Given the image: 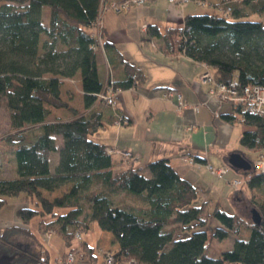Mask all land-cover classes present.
<instances>
[{"label": "trees", "instance_id": "16d2710c", "mask_svg": "<svg viewBox=\"0 0 264 264\" xmlns=\"http://www.w3.org/2000/svg\"><path fill=\"white\" fill-rule=\"evenodd\" d=\"M108 1L112 0H0V110L7 113L9 126L0 144V207L5 197L21 192L33 202L15 210L22 225L10 223L0 229V255H10V264H49L48 249L41 242L37 251L9 239L14 232L32 235L28 224L37 217L38 230L53 231L63 241L64 259L59 264L95 261L94 246L82 236L93 222L118 245L107 251L113 264L130 258L137 264H264V189L237 198L242 210L258 211V223L219 205L208 211L207 200H199V188L168 158L142 166L126 163L132 155L110 153L106 144L93 139L103 124L100 108L91 106L111 107L97 100L104 82L93 32L99 10ZM256 1L218 0L209 5L210 11L187 13L181 25L167 27L162 34L156 25L147 24L146 34L160 36L165 51L206 64L217 82H234L239 92L246 85L264 88V22L248 18L259 12L253 7ZM122 63L128 75L108 82L113 88H128L143 78L133 64ZM78 72L82 111L60 97L62 79ZM233 105L231 114L223 117L230 122L242 118L240 144L263 147L264 115ZM51 108L67 109L72 117L48 120ZM56 150L58 159L51 169L50 154ZM3 155L13 157L12 176L2 175ZM244 172L249 174V188L264 185V172ZM66 184L50 199L43 195ZM210 217L221 225L208 232ZM230 234L234 239L229 249L214 256L205 253L210 236L222 240ZM68 253H74L70 263Z\"/></svg>", "mask_w": 264, "mask_h": 264}, {"label": "crops", "instance_id": "0c3cea01", "mask_svg": "<svg viewBox=\"0 0 264 264\" xmlns=\"http://www.w3.org/2000/svg\"><path fill=\"white\" fill-rule=\"evenodd\" d=\"M216 1L218 0H206L207 5ZM124 11L123 23H120V14L116 12L106 10L102 14L100 22L102 41L96 50V61L99 74L104 82L103 90L107 88L108 82L126 78L128 74L123 61L137 67L143 78L128 88L120 89V93L116 97L117 104L113 106V109L97 103L91 106L92 109L99 107L101 110L103 125L98 130L103 128V132L106 130L104 122L108 121L114 125L116 115L121 112L129 119L128 123L112 126L113 130L109 131L110 136H106V141H97L106 144L108 149L130 151L132 160L128 159L126 163L131 161L138 166L153 159L166 157L175 170L198 187L200 192L201 185L199 184L207 180L205 169L208 165L215 166V168H227L226 173L219 177L216 188L220 186L221 192L226 190L229 199L236 191H239L237 198L242 195L250 196L252 192H263L264 185L253 189L248 187L249 174L244 172L247 169L232 166L228 162L230 154L238 153L252 167L253 162L261 154L255 160L250 161L245 153L247 151L245 148L248 147L243 145V148L240 147L239 138L242 132L240 121L242 118L234 122L224 119L223 116L229 115L233 111L234 103L210 94V85L200 79L204 63L193 60L181 52L165 51L160 36L149 37L145 33L146 31H142L144 24H153L162 34L167 27L181 25L185 14L196 13V9L189 8L187 5L179 7L169 4L166 0H147L144 4H130ZM134 21L135 23H133ZM106 42L109 44L106 45ZM67 78L77 79L76 90L74 93L66 90L70 99H64L62 90L67 82H65L66 78H63L60 85V97L69 106L76 108L70 104V101L77 94L83 110L79 72ZM166 89L178 92L183 101L187 103L181 114L176 113L174 100L170 99V101L162 96ZM51 112L47 117L48 120L72 117L69 111L70 116L67 117H50ZM57 142H60V136H57ZM186 158H189L190 161H187ZM11 170L13 171V168ZM236 178L244 180L245 190L230 191L226 189V184ZM201 199L210 201L208 197L203 198L199 193V200L202 201ZM214 205L221 206L219 201ZM234 212L245 220L251 219L242 216L237 208ZM93 223L89 229L92 233V242H89L85 237L95 248L96 259L90 264H104V259L99 258L97 254L103 255L105 248L113 249L118 245L112 242L109 232L95 229ZM8 224L5 218L0 217V229ZM56 254V261L59 264V256L62 253Z\"/></svg>", "mask_w": 264, "mask_h": 264}, {"label": "rangeland", "instance_id": "374dc122", "mask_svg": "<svg viewBox=\"0 0 264 264\" xmlns=\"http://www.w3.org/2000/svg\"><path fill=\"white\" fill-rule=\"evenodd\" d=\"M146 1L147 0H138L137 2L136 1L133 2L132 0H121V1L117 2L115 0H112V1H108V3L105 2V6L101 7L99 10V14L97 17L96 25H94L93 32H95L96 34H100L101 41H102V35L100 32V30H101L100 22L102 20V14L106 10L113 11V12L120 14V16H119L120 23H123L124 17H125L123 15L124 14L123 12H125L124 10L127 9L130 4H144ZM166 1L169 4H175L179 7H183V6L187 5V7H189V8H195L197 11L196 13H199L202 11H210L212 9V7L207 5L206 2H205V4H201L196 0H166ZM263 2H264V0H257L256 1V3H258V6L255 5L253 7H256L259 10V12H258L259 14L257 12H255V13H253L255 15L249 16L248 18H250V19L261 18L262 21L264 22V3ZM112 4H114L116 7H114ZM249 8L252 9L251 7H249ZM133 23H135V21ZM146 26H147V24L143 25L142 31H146ZM41 36H42V38L44 37V39H45V35L41 34ZM96 38L98 40L97 35H96ZM99 47H100V41L98 40V45L96 48L98 49ZM59 48H62V46H59ZM204 69L205 68L203 67V70ZM65 82H67V84H66V86H63L62 97L64 99H70L68 97V94H66L65 91L70 90L74 93V91L76 90L75 86L78 82H77V79H73V78H66ZM170 98L171 97H165V99H167V100H170ZM71 99L72 100L70 101V104L73 105L74 107H76L78 111H82V106H81L79 96L76 94V95H74V98H71ZM97 100H101V98L98 97ZM110 106L112 109L114 108L113 107L114 105L113 106L110 105ZM174 106H175V111L177 114H181L182 110L185 108L184 107L183 109L178 111L175 101H174ZM70 107H72V106H70ZM53 116L67 117V116H70V113L68 111H66L65 109L52 108V112L50 114V117H53ZM117 116L118 115H116L115 119L117 118ZM116 124L118 125L119 123L115 122L114 125H112V123L105 121L104 125L106 127V130L103 132V128H100L99 130L97 129V131L92 135L93 139L106 141V139H107L106 136H110L109 131H112L113 130L112 126H116ZM8 130H9V126H8V120H7V113L3 110H0V144L3 142L1 139H3L4 135L8 132ZM58 143L59 142H57V139H56V144H58ZM6 147L7 146L5 144L4 148H6ZM240 147L243 148V146L241 144H240ZM245 150H247V151H245V153L249 157L250 161L255 160L257 157H259L260 154H261V158L264 160V146L259 148V149H249V148L246 149L245 148ZM116 153L120 154L119 152H116ZM3 156H4V161H3L4 163L2 165V175L3 176H12L14 174V172L11 170V168L14 167L13 157H11V155H6V156L3 155ZM57 159H58V152L56 150L50 154L49 165H50L51 169L53 168L54 163L57 162ZM186 160L190 161L189 158H186ZM213 167L215 168V166H213ZM206 168H207V166H206ZM205 171H206L205 177L207 178V180H206V182H201V184H199V185H201L200 186L201 187L200 196L203 198L208 197V199H210V201L207 203L206 209L208 211H211L214 207V204H216V202L219 201V203L221 204L223 209L226 210L228 213L234 212L237 208L242 216L250 219L251 218V210H248V209L242 210L236 201L237 196L239 194V191H236L234 193L233 197H231V199H229L227 196L226 190L224 192H221L222 190H220V188H219L220 186L218 188H216V183L219 181L218 180L219 177H222L225 173L222 176H218L215 173H212L210 170H208V168L205 169ZM233 180H232V182L226 184V189H228L230 191H233L234 189H244L245 190L246 184L243 182L244 181L243 179H237V180H240V183H238V184L233 183ZM67 187H68V184L60 187L57 190H54L51 193L43 191V195L50 199L52 196L60 194ZM242 194H244V193H242ZM252 194H254V192L250 193V197L252 196ZM242 196L244 198H249V195L248 196L242 195ZM24 205H30V206L33 205V202L29 200V198L26 196L25 193L21 192L15 196H7V197H5L4 205L2 207H0V217L5 218L9 224L14 222L13 224H15V225L16 224L22 225L20 223V220L18 219V217L15 214V209H17L18 207L24 206ZM15 218H16V220H15ZM91 225H92V223H91ZM93 225H94L95 229L100 230V228L96 222H94ZM220 225H221V223L217 219H215L214 217H210L208 219L206 229L208 230V232H211L215 227L220 226ZM28 226L32 230V235L28 234L24 231L14 232V233H11L9 235V239L12 240L14 243L22 245L23 247L31 248V249L37 250V251L41 250V248H42L41 245L39 244V242H41L43 244V246L48 249L49 264H56L54 257L57 255L56 253H58V252L62 253L59 256V260L62 261V259H64L63 252L65 251V247L63 245V241H62L59 234H57L53 231H43V230L40 231V230H38L37 217L32 218L30 220ZM82 236L86 237V239H88L89 242H92L91 241V237H92L91 230H89L87 232H83ZM75 237L77 239L80 238L79 236H76V234H75ZM233 239H234L233 234L228 235L226 238H224L222 240H220L216 237L210 236L206 241V247H205L204 251L208 255H213V256L217 255L216 254L217 251L229 249L231 247ZM104 250L105 251L103 252V254L106 253L109 249L105 248ZM73 255H74V253H73ZM97 255L99 256V258L102 257L104 259L103 255L101 253H98ZM128 260L124 261V263L127 264ZM11 261H12V259H11Z\"/></svg>", "mask_w": 264, "mask_h": 264}, {"label": "built area", "instance_id": "2783aa9c", "mask_svg": "<svg viewBox=\"0 0 264 264\" xmlns=\"http://www.w3.org/2000/svg\"><path fill=\"white\" fill-rule=\"evenodd\" d=\"M138 1V0H132ZM201 4H205L204 0H196ZM114 7H116L114 4H112ZM95 33V32H94ZM96 34V33H95ZM98 36V40L101 44V37L100 34H96ZM95 35V37H96ZM97 39V38H96ZM97 40V43H98ZM204 70L201 72L200 78L203 82H206L210 85L209 91L210 94H214L216 97L220 99L230 100L235 105H239L244 110L258 113L261 115H264V88L259 85H246L241 89V92H239L236 87L234 86V82H230L228 85L224 83H220L215 81L213 78L211 69L204 64ZM120 93V89L113 88L111 84H108L107 88L102 90L97 94V96L103 100H105L109 105H115L116 103V96ZM163 97H171L170 99H173L176 103L177 110L183 109L185 106H187V103L183 101L181 98V95L173 91L172 89H166L162 93ZM194 108L196 106H193ZM197 108V107H196ZM127 116L119 115L115 119L116 123H127ZM242 120V119H241ZM264 140V137H263ZM109 152H119L122 153L125 157H131V153L126 150H113L108 149ZM208 170H210L212 173H215L218 176H222L224 173H226L227 168H213L212 166H207ZM252 169L257 172H264V160L261 158H257L253 164ZM233 183H240V180L234 179ZM76 236H79V233L76 232ZM74 260L73 254L68 253L66 257V262L70 263ZM104 264H113V259L110 255V253L106 252L104 253ZM127 264H137L134 259H129L127 261Z\"/></svg>", "mask_w": 264, "mask_h": 264}, {"label": "water", "instance_id": "95a60500", "mask_svg": "<svg viewBox=\"0 0 264 264\" xmlns=\"http://www.w3.org/2000/svg\"><path fill=\"white\" fill-rule=\"evenodd\" d=\"M228 162L235 167L249 170L250 164L245 160L240 154L232 153L228 158ZM251 221L253 223H258L260 221V215L255 208H251ZM12 257L8 254L0 255V264H10Z\"/></svg>", "mask_w": 264, "mask_h": 264}]
</instances>
